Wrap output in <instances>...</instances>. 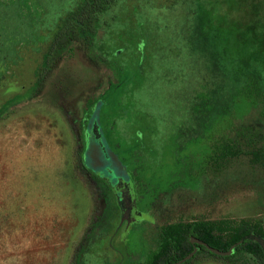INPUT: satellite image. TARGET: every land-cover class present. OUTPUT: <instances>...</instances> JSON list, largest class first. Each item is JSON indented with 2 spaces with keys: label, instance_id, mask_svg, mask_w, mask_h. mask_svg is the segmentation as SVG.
Wrapping results in <instances>:
<instances>
[{
  "label": "rangeland",
  "instance_id": "1",
  "mask_svg": "<svg viewBox=\"0 0 264 264\" xmlns=\"http://www.w3.org/2000/svg\"><path fill=\"white\" fill-rule=\"evenodd\" d=\"M80 1L0 0V264H152L191 223L223 248L264 233V0H113L68 28Z\"/></svg>",
  "mask_w": 264,
  "mask_h": 264
},
{
  "label": "trees",
  "instance_id": "2",
  "mask_svg": "<svg viewBox=\"0 0 264 264\" xmlns=\"http://www.w3.org/2000/svg\"><path fill=\"white\" fill-rule=\"evenodd\" d=\"M113 0H81L78 5L73 9L68 16L64 19V23L68 24V28L72 24H78L79 21L76 19V17L83 12H87L86 21L92 22L97 19L99 12H104L107 10V8L112 4ZM76 16V17H75ZM96 147H94V153L97 152V158L99 160L104 162H100V168L95 169L96 171L100 172L102 174V178L105 180L106 183H108L111 186L118 187L121 185V182L125 179L128 180V176L125 173V169L123 168V165L119 162L117 155L113 153L110 148L108 147L106 141L102 138L101 141H94ZM77 167L83 171H86L88 166L85 161L81 159V157H78V163ZM109 176L108 179H105L104 177ZM184 242L180 243V245L175 248L173 251H170L167 253V255L159 260H155L152 264H171L179 259L186 256L188 253H190L194 245L190 241L191 236L198 237L212 246H215L217 248L227 250L231 247L232 244L239 241L243 236L253 233L256 235H262L264 236L262 227L260 225H253L249 222H243L240 224L238 233L234 236L232 242L229 244V246L223 248L218 243L212 241L211 234L208 230L203 229L199 226H197L196 223L188 224L185 232ZM199 246V245H197ZM199 250L197 253L188 261H186L183 264H188L191 262L196 256H198L202 252H208L209 254H214L211 251H209L205 246H199ZM244 251L252 252L256 255V257L259 259L261 264H264V252L262 250V247L260 244L256 241H253L251 239H245L242 243H240L238 246L235 247L234 252L230 256L226 257H235L239 254H242ZM84 249L80 252V254H83Z\"/></svg>",
  "mask_w": 264,
  "mask_h": 264
},
{
  "label": "water",
  "instance_id": "3",
  "mask_svg": "<svg viewBox=\"0 0 264 264\" xmlns=\"http://www.w3.org/2000/svg\"><path fill=\"white\" fill-rule=\"evenodd\" d=\"M126 200L128 202L130 201L129 194L126 196ZM134 220H136V216L135 217L132 216L131 218L127 219V222L129 223L130 221H134ZM245 239H251L253 241L258 242L260 244V246L262 247V250L264 252V236L256 235L253 233H250V234L243 236L239 241L232 244L231 247L227 250L217 248V247L212 246L208 242H206V241H204L198 237L191 236L190 241L194 245L193 250L190 253H188L186 256H184L183 258H181L178 261L171 263V264H183L186 261L190 260L199 250V248H200L199 246H205L209 251H211L212 253H214L216 255L230 256L233 254L235 247L238 246L240 243H242ZM197 245H199V246H197Z\"/></svg>",
  "mask_w": 264,
  "mask_h": 264
},
{
  "label": "flooded vegetation",
  "instance_id": "4",
  "mask_svg": "<svg viewBox=\"0 0 264 264\" xmlns=\"http://www.w3.org/2000/svg\"><path fill=\"white\" fill-rule=\"evenodd\" d=\"M98 122V121H97ZM93 125H91L92 127V132L90 131V134L88 133V135H90V137L92 136L93 142L95 140L97 141H101L103 138V135L101 134L100 130V126L99 123H94V120H92L91 122ZM105 179H108L109 176L104 177ZM129 180V178H128ZM128 180H124L121 182V185H119L117 188L112 186L113 188L119 190L120 194H121V199L124 202V210H125V215H126V225L128 226L130 224V222H127V219L131 218L132 216L135 217L136 216V220L138 219V215H139V211L136 207V204L133 200V195H132V191H131V185L130 182ZM129 194L130 196V201L128 202L126 200V196Z\"/></svg>",
  "mask_w": 264,
  "mask_h": 264
}]
</instances>
